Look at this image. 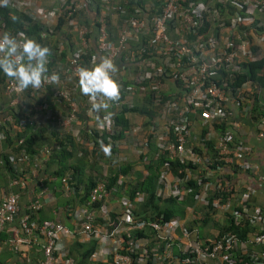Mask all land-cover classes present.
<instances>
[{
	"label": "built area",
	"instance_id": "1",
	"mask_svg": "<svg viewBox=\"0 0 264 264\" xmlns=\"http://www.w3.org/2000/svg\"><path fill=\"white\" fill-rule=\"evenodd\" d=\"M123 2L7 0L9 9L42 24V37L53 36L57 22L63 19L79 46L64 61L49 57L47 74L59 76V81L53 85L17 92L15 81L7 78L1 82L2 93L8 99L6 107H0V141L10 132L22 131L25 124H48L55 136H51L52 143L39 148L45 158L53 148H58L57 139L61 140L65 134L84 144L91 154L93 144L80 136L74 122L80 110L92 118L99 113L91 111L88 97L78 101L73 93L79 86L77 70L82 67V52L90 47L92 37L95 47L90 62L101 56L113 59L115 64L120 59V68L112 74L120 90L133 94L135 88L150 96L154 110L150 123L145 128L141 123L129 125L124 135L137 134L139 149L135 151L143 173L149 141L156 148L154 157L165 156L156 178V196L183 200L192 192L187 182L194 180L200 191L193 194L195 203L185 207L183 216H203V212L223 216L226 211L235 224L245 220L254 231L246 240L219 232L201 236L196 227L188 228L183 216L167 219L137 216L135 205L143 202L144 195L136 192L130 199L124 194L127 180L134 178L128 173L119 174L111 186H107V177L106 181H95L86 200L58 208L68 214L64 217L69 226L58 219L38 222L30 214L55 198L42 183L41 175L37 177L42 172V160L34 155V162L29 165V156L20 137L16 143L20 149L9 157L15 175L8 180V190L0 188V231L7 234L0 239V255L6 251L10 253L11 260L7 264H14L16 259L22 264H79L75 254L71 253L76 242L93 244L85 264H167L173 259L181 264H206L210 260L235 264L236 253L248 254L252 264H264V212L259 206L250 210L246 205L250 187H244L236 203L223 202L221 198L223 192L228 194V199L234 193L231 180L223 178L224 172L257 174L256 165L250 161L251 147L232 131L238 122L232 118L231 106L248 114L244 93L251 88L246 81L232 90L226 78H233L242 63L264 57V0H149L134 8L138 16L119 17L123 13ZM89 5H92L90 21L88 24L79 22V14ZM1 6H5L3 2H0ZM109 26L114 27V31H109ZM5 27L0 20V36ZM6 32L13 36L25 34L20 29ZM130 44H136V47H130ZM61 49L62 46L58 47L57 55ZM125 63H129L128 68ZM132 67L136 71L130 79L135 85L123 87L122 71ZM222 74L224 77L220 78ZM47 89L50 102L58 105L55 109H51L46 99L35 100V93ZM23 94L32 100L24 112L21 111ZM129 101L128 96L127 99L120 98L107 112L101 111L100 121L96 120L92 128L99 133L103 130L114 133L113 118L122 104L132 105ZM262 106L264 108V100ZM108 113L111 117L105 120ZM34 114H42V117L35 118ZM223 123L229 128H220ZM255 128L256 138H261L264 114L258 118ZM202 130L205 132L200 135ZM207 140L212 141L214 154L209 152ZM118 142L114 140V145ZM115 155L121 163L129 160L125 154L116 152ZM174 160L194 166L195 173L187 167L183 168L182 176L173 173L170 161ZM257 178L262 181L261 176ZM32 179L40 188L35 193L30 186ZM72 185L70 175L60 178V191L64 197L74 192ZM14 186L22 190L29 187L33 192V198L23 209L19 205V194L10 190ZM119 186L123 190L115 196ZM209 192L213 193L211 199ZM111 198H115V204L110 203ZM196 206L203 207V211H196ZM247 243L257 248L248 249Z\"/></svg>",
	"mask_w": 264,
	"mask_h": 264
},
{
	"label": "trees",
	"instance_id": "2",
	"mask_svg": "<svg viewBox=\"0 0 264 264\" xmlns=\"http://www.w3.org/2000/svg\"><path fill=\"white\" fill-rule=\"evenodd\" d=\"M125 2L122 3V9L123 13L119 17H126V16H138L137 13H135L134 8L135 7H141L145 2H148L149 0H123ZM91 9L92 6H89ZM13 17L16 19L14 20ZM0 20L5 23V28L2 30L1 33H5L6 31H14V30H23L25 34L35 39L37 42H39L41 45L47 46L50 48L52 53V58H59L60 60L65 57L66 54H69L74 49L78 48L77 41L75 38H72V32L69 31V27L66 25L65 21L63 19H60L57 22L56 27L54 28V34L58 30L62 33L59 37L66 39L65 42H63V48L59 55L55 53L56 46H54L53 40L56 39L55 36H48L50 38L42 37L43 34L42 31L44 30V27L39 22L33 20L29 16L13 11L9 9L7 6L0 7ZM79 22L88 24L90 21V17L86 16L84 13L79 14ZM110 27V26H109ZM66 28V30H64ZM63 31L65 34H63ZM109 31H114V27H110ZM58 35V34H57ZM144 37V36H143ZM144 39V38H143ZM142 39V40H143ZM59 40V39H58ZM57 40V41H58ZM130 47H136V44H130ZM94 53V48L91 45L89 48L85 49L82 52L81 55V66L82 67H93L96 63L99 62L98 59L94 61L93 63L90 62L91 55ZM98 58V57H97ZM121 62L124 63L123 57H121ZM129 63H125V68H128ZM132 71H136L135 67L131 68ZM118 70V69H117ZM127 70V69H126ZM125 71H122L121 75V83L123 84V87L127 85H135V82H130L127 80V77L125 75ZM225 75V74H224ZM226 76V75H225ZM220 78L224 77L223 74L219 76ZM8 77L5 76L0 70V88H1V82ZM219 79V78H218ZM249 82L250 85V91L246 92L248 95L246 96L247 101H244V104L249 108L248 109V115L251 119H254V121L257 122L260 115L264 114V108L262 106V100L260 98V93L262 90L264 91V57L254 60V61H246L242 63L241 68L236 74L233 76V78H226V82L228 84V87L230 89L234 90L237 87H241L244 82ZM134 91L136 94L141 96L140 98L143 100L141 101V104L133 103L130 107H128L126 104L121 105L120 111L114 116L113 123H114V133H109L107 130H103L100 133L96 129H87L85 130L82 128L80 129V136L83 137V139H87L90 141L95 147L98 144H102L106 146L107 143L114 144V140H121L124 136V134L129 130V123L128 118H126V113L133 112L138 113L140 115L145 116V123H150L152 116L154 115L153 107L150 105V96L148 93H139L138 90L134 88ZM134 93V92H133ZM126 91L122 92L120 90V98L121 99H127ZM36 100V99H35ZM7 101L3 100L0 102V107L4 106ZM2 108V109H3ZM102 112L97 114L95 118L99 119ZM244 114V113H243ZM257 120H256V119ZM223 130L226 128V124H222L221 127ZM205 130H202L200 132V135H203ZM6 139L2 141V150L0 151V187L3 186V189H7V183L9 178L13 177L14 171L11 165L9 164V157L12 156L16 150L20 149V145L16 146L18 138H23L22 146L24 147L25 151L27 152L29 156V165H32L33 157L36 155V148L40 147L44 143H52L51 142V136H55V134L52 132L50 133V130L48 129V124H42L38 126L34 125H28L25 124L24 128L20 132H15L12 134L10 132L9 135H6ZM57 139V137H55ZM110 139V140H108ZM111 141V142H110ZM58 148H53L51 153L48 155L47 159L42 162V168L40 171L43 172L49 171L50 175H53L55 177V181H53L54 188H57V191H55V201L53 204L46 205L42 204V207L36 210L35 212H32L30 216H33L36 218L37 221H41L42 219L51 218L49 211L52 209H55V207L59 206L58 208H64L67 205L75 204L78 202H82L86 200L87 194L91 186L94 184L95 180L93 178L89 177L86 182L83 183L82 186H78L80 181V176L83 173V166L79 162L82 158H76L78 155V151H82L81 155H85L86 151L83 147V144H81L79 141H75L74 138H72L70 135H63L61 140L57 139ZM205 144L209 148V152L212 154L215 153L213 147H212V141L207 140L205 141ZM80 150H79V149ZM84 149V150H83ZM113 151V149H112ZM156 151V148L152 142H148V150L146 153L147 161L143 164V168L145 170V173L142 175L139 171L135 174V179L133 182H130L127 184V186L124 188V194L128 198H132V196L136 192H142L144 195V200L141 203H137L135 205V213L137 216H141L142 218H157L162 217L163 219H167L169 217H182L184 215V210L186 206H193L194 199L193 194H196L200 191V186L196 184L194 180H189L187 183L192 187V192L185 195L183 200H176L175 198H165L161 199L155 194V188H156V178L157 174L160 170V168L163 165V162L166 160L165 156L163 154H159V156L154 157V153ZM84 152V153H83ZM82 163V162H81ZM129 164H121L116 168L115 170L111 171L109 175L107 176V186H111L115 183V180L119 174H126L130 170ZM189 168L191 173H195L194 166H190L189 164L179 163L178 161H170V168L173 173L178 174L180 176L183 175L184 170L183 168ZM70 170V171H69ZM41 173V172H40ZM41 174V175H42ZM70 175L71 179L73 180V191L69 197H64L62 192L60 191V178L64 175ZM216 175V174H212ZM2 176L4 180L2 179ZM43 177V175L41 176ZM95 177V176H94ZM79 187H81V190H78ZM37 189H40L37 185ZM119 189L122 187H118ZM18 189H20L17 186H14L13 188H10L13 192H18ZM123 190V189H122ZM119 194V193H118ZM213 193L209 192L208 198H212ZM228 194L223 192V201L225 199L228 200ZM20 208L23 209L25 204H20ZM246 205L251 210L252 206H249L248 201L246 202ZM66 216H68L67 213H65ZM204 218L199 221L201 225H204L207 221H209V218L211 215H209L207 212H203ZM226 220L223 224H217L215 221H211L213 226L218 228L217 232L219 233H229L231 235H234L238 237L240 240H246L247 236L254 231V228L248 224L247 221L242 220L239 221L238 224H235L234 221H232L231 216L229 213H226ZM199 222L197 223L194 221V225L199 226ZM193 223L188 226L192 227ZM200 225V226H201ZM199 233V231H198ZM200 235V234H199ZM7 236V234L3 231H0V239H4ZM93 248V244H81V243H74L71 247V253L75 254L74 256L77 257L79 264H85L86 263V257L91 252ZM250 251V250H249ZM248 251V252H249ZM9 253V252H8ZM2 252L0 255V264H7L5 263V260L7 258H10V253ZM236 260L235 264H238L240 262L246 261L248 264H252L249 260L248 254H239L236 253ZM172 260H169L167 264H170ZM14 264H22L19 259H16ZM226 264V263H223Z\"/></svg>",
	"mask_w": 264,
	"mask_h": 264
},
{
	"label": "crops",
	"instance_id": "3",
	"mask_svg": "<svg viewBox=\"0 0 264 264\" xmlns=\"http://www.w3.org/2000/svg\"><path fill=\"white\" fill-rule=\"evenodd\" d=\"M86 16L91 17V10L88 8H86V10L83 12ZM64 30H66V28H64ZM72 38H74V35H72ZM55 40H58V38H56ZM54 41V40H53ZM66 39L59 37V40L57 41V43H59L60 46L64 45L63 42H65ZM90 42L91 45L93 46V48L95 47V43H94V38H90ZM65 57H67V54L65 55ZM64 57V58H65ZM61 59L62 61L64 60ZM117 68H120L121 64H120V59L117 60ZM74 97L75 99H77L78 101H83L85 99L86 96H84L79 89V86H77L74 90ZM134 94V93H133ZM245 95H248L246 92L244 93ZM132 94H129V96H131ZM245 102L247 101V98L245 97ZM35 99H43V100H47L50 102V93L48 90L45 91H38L37 93H35L34 95ZM260 98L263 101L264 100V91L262 90V92L260 93ZM32 101L30 98H26L24 97V101H23V107L21 108V111H26L30 105L29 102ZM50 107L51 109H55L56 107H58V105H56V102H50ZM62 110H66L64 107H61ZM235 108V106H231V112H232V118L234 120H236L238 122V126L236 128H230L232 129L233 132H235L237 135H239L244 141L245 143H247L250 147H251V154H250V161L256 165L257 167V174L255 173H250V172H243V171H226L223 173V178L226 179H230L231 182L233 183V187H234V193L233 195H231L232 197L229 198L228 200L225 199L223 202H225L226 200L232 204V203H236L237 202V198L240 194V192L242 190H244L245 186L250 187V193H249V198H248V203L249 206H259L262 208L263 212H264V135L261 138H256V128H255V123L256 121H254V119H251L249 117L248 114H243L241 112H239V110ZM133 113V112H132ZM138 114V113H136ZM140 115V114H138ZM35 116V118H40L42 117V114L40 115H36L34 114L33 117ZM126 118H128V123L133 124V122H137V123H141L143 127H147L149 123H145V116L143 118V120H139V119H133L132 116L130 118V112L128 111L126 113ZM143 116V115H140ZM76 122H74L75 128H78L79 130L82 128H84L85 130L87 129H91L93 127V125L95 124L94 122L97 120L98 122L100 121V118L97 119L95 117H88V115L85 114V112L83 110H80L77 114H76ZM142 119V118H141ZM256 119V118H255ZM257 120V119H256ZM146 124V125H144ZM226 128H229V126L227 125ZM235 130V131H234ZM129 137L127 136H123V139ZM87 140V139H85ZM88 141V140H87ZM2 141H0V151L2 150ZM39 148H36V155L38 157L39 160H42V162H44L47 157L45 158L41 152L39 151ZM130 150H133L132 147H127L126 149V154L125 155H130ZM132 160H128V163L131 162ZM130 164V163H129ZM41 173H38L37 177H40ZM43 177H40L42 180V183L44 184V186H47V188L50 190L51 194L55 197V191H57V188H54L52 185L53 181H55V177L53 175L49 174V171H45L43 172ZM41 175V176H42ZM258 176L262 177V181L258 180ZM35 179H32V183H30V186L33 187L34 193L38 190L35 184ZM79 186H81L79 184ZM19 194V202L20 204H27L32 198H33V192L29 189V187L27 189H18V192H16ZM113 199V198H112ZM110 200L111 204H115L116 202L113 200ZM55 201V199H54ZM49 202L46 205H51L53 204V202ZM76 204V203H75ZM58 207H55V209H52L49 211L50 216H52L51 218L53 219H59L61 222L64 223V225L69 226V221L64 217L66 216L62 211L58 210ZM197 208V206H196ZM226 211H223V216H210L209 221H207L204 225H201V223L199 221H201V219L204 218V216H183L185 223L187 226H189L190 224L193 223L192 227H196L199 231V234L201 236H212L213 234H215L218 230V228L214 227L212 224V220L215 221L217 224L218 223H224V221L226 220L227 216H226ZM194 221H196L197 223L199 222V226L194 225ZM201 225V226H200ZM249 236H247L248 238ZM247 248L248 249H256L257 247L247 243ZM7 252V251H6ZM8 253V252H7ZM9 254V253H8ZM10 255V254H9ZM11 259L7 258L5 260V263H8ZM170 264H181L177 259H173L171 261ZM206 264H222L216 261H207Z\"/></svg>",
	"mask_w": 264,
	"mask_h": 264
},
{
	"label": "clouds",
	"instance_id": "4",
	"mask_svg": "<svg viewBox=\"0 0 264 264\" xmlns=\"http://www.w3.org/2000/svg\"><path fill=\"white\" fill-rule=\"evenodd\" d=\"M0 2H3L6 6L7 0H0ZM89 6H86V8L88 9ZM13 19L15 20L16 18L13 17ZM72 34L74 35V33ZM51 55L52 53L49 47L41 45L35 39L28 37L24 33L13 36L5 32L0 36V70L10 80L15 81V90L17 92H24L30 88L39 90L45 88V85H53L59 81L57 74L54 73L50 76L47 74V64ZM115 72H117V65L113 59L103 56L99 58V62L93 67H81L77 70L80 92L89 98L91 111L96 113H100L101 111L107 112L112 103L119 101L120 85L112 75ZM23 95L24 97L26 96L25 94ZM110 117L111 113H108L105 116V120L110 119ZM52 132L55 134L54 131H50V133ZM83 146L87 148L84 144ZM102 150L106 155L110 154V148L108 146L102 145ZM139 172L143 175L145 170L144 173L142 171ZM120 189L118 188L117 194ZM61 223L64 224L63 222Z\"/></svg>",
	"mask_w": 264,
	"mask_h": 264
},
{
	"label": "rangeland",
	"instance_id": "5",
	"mask_svg": "<svg viewBox=\"0 0 264 264\" xmlns=\"http://www.w3.org/2000/svg\"><path fill=\"white\" fill-rule=\"evenodd\" d=\"M61 34L62 33L60 32V30H58L57 32H55V34L53 36H55L56 38L59 39V36ZM63 34H65L64 31H63ZM53 42H54V46H56L58 44L57 40H54ZM58 47H60V46H58ZM58 47H57V49H58ZM62 47H63V45H62ZM57 49L55 50V53L57 52ZM133 73L134 72L132 71L131 68L125 73L127 80H129L130 82H132V80L130 78H131ZM140 97L141 96L136 94V92L134 91V94H132L129 97L130 104H133L135 102L138 104H141V101L143 102V100ZM7 99H8V97L2 93V90L0 88V102L3 100L7 101ZM131 116L133 119H139V120H143V118H144V116H140L136 113L130 112V118H131ZM136 124H138V123L133 122V124H130V125L135 126ZM144 125H146V124H144ZM141 126H142V124H141ZM142 128H145V127L142 126ZM106 146H108L110 148V154H108V155H106L104 153V151L102 150V144H98L96 147L93 145V147H91V154L90 155L88 153L89 149L85 148L83 146L85 148V151H86L85 155L84 156L83 155H76L77 156L76 158H78V159L82 158L79 163L84 165L83 166V173L80 176V181H81L80 185L81 186L83 185L84 182L87 181V179L89 177L93 178V180H96V181L102 180V179H104V181H106V176H108L111 171L115 170L121 164L120 161H117V157H116L115 153L118 152V154L119 153L126 154V152H127L126 149L129 146L132 147L133 150H130L129 151L130 155H127L129 160L130 159L132 160L131 162H129L130 163L129 165L131 167H130L128 174L132 175L134 178L131 177V179H128L127 182L128 183L133 182L135 179L136 172L141 170V163L138 160V158L136 157V151H135V150L139 149V145L137 144V134L130 135L129 137H126L124 139L122 138L121 140H119V142L116 145H114V144L112 145V143H107ZM112 149H113V151H112ZM81 154H82V151H81ZM2 179L4 180L3 176H2ZM0 188H3V186H1ZM78 190H81V187H79ZM115 194L118 195L117 192ZM112 200L115 201V198H113ZM196 211H203V207L200 208L197 206ZM219 216H221V214H219ZM218 224L220 225L222 223H218Z\"/></svg>",
	"mask_w": 264,
	"mask_h": 264
}]
</instances>
